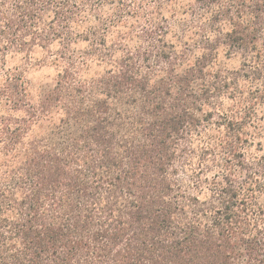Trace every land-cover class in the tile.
Instances as JSON below:
<instances>
[{
    "label": "clouds",
    "instance_id": "1",
    "mask_svg": "<svg viewBox=\"0 0 264 264\" xmlns=\"http://www.w3.org/2000/svg\"><path fill=\"white\" fill-rule=\"evenodd\" d=\"M77 7L80 11L63 24L56 22V5L43 8L40 11L43 21L37 19L39 27L34 31L47 32L51 42L45 48L37 39L31 50L22 52L13 48L0 64V183L13 212L35 186L30 179L32 163L52 153L61 156L62 149L65 155L71 151L72 138L86 130L87 122L80 119L85 111H95L97 102L106 101L114 109L104 114L108 119L115 112L123 116L122 102L113 99L102 82L122 74L125 62L134 64L137 70L134 79L144 82L141 96L146 98L143 93H151L155 110L162 111L182 99L179 93L184 90L186 73L196 70L198 60L209 51L208 45L215 46L216 58L203 67V72L220 71L222 80L229 84L237 80L243 96L237 93L231 99V93L236 91L233 86L218 100L213 97L211 104L189 97L191 110L201 120V135H192L191 148L197 152L199 147H211L217 142L211 137L224 136L226 126L217 128L216 122L225 115L237 122L244 119L249 90L260 88L264 95V82L257 80L252 84L242 78L243 73L255 69L264 72V30L256 42V51L241 49L229 56L230 49L224 43L241 28L253 31L260 27L254 0H223L213 5L211 11L203 9L195 15L187 0L160 8L146 0H125L124 5H105L95 11L87 5ZM118 12L122 14L118 16ZM216 13L222 18L212 24L211 18ZM22 16L27 18L22 0H0V31L9 38L15 32L17 37L31 42L33 36L19 30ZM48 25L56 31L52 32ZM162 51L167 52V59ZM245 64L251 67H244ZM17 77L19 85L13 90L11 85ZM207 79L212 81L213 76ZM45 83L51 85L47 96L40 88ZM136 91L133 89L130 94L141 105ZM146 105L143 103L139 112L128 113L124 121L126 131L129 123L133 129L163 123L145 120ZM255 112L252 123L258 125L262 135L258 136L257 129L250 125L244 129L252 134L248 139L253 144L264 141V119H261L264 106L257 105ZM209 113H214L211 121L205 119ZM118 131L116 127L109 129L110 133ZM171 139L169 134L160 143L164 145ZM136 140L144 144L141 137ZM88 147L95 148L91 142ZM184 147L181 141L179 147L172 149L174 156L167 167L154 168L153 159L146 166L152 171H146L139 182H134L131 192L124 190L113 201L111 215L99 216L103 222L100 231L107 229L108 236L113 230L109 225L119 223L125 228V235L118 242H110L107 236L95 240L96 228L85 221L83 230L69 232L57 247L42 253L41 264H264V168H255L251 178L236 169L233 178L239 193L222 205L213 179L222 169H205L198 179H190L204 166H197L198 156L186 162L189 158L182 154ZM153 152L156 153L155 148ZM245 154L249 162L264 156L255 147L246 149ZM160 160L163 165V154ZM130 203L140 209L148 208V214L138 224L125 211ZM48 208V202H43L39 211L44 213ZM161 213L164 217L158 220ZM6 215L10 221L17 219L11 212ZM4 231L6 238L11 237L4 241L7 249L4 255H27L25 264H29L31 256L24 252L15 230Z\"/></svg>",
    "mask_w": 264,
    "mask_h": 264
},
{
    "label": "trees",
    "instance_id": "2",
    "mask_svg": "<svg viewBox=\"0 0 264 264\" xmlns=\"http://www.w3.org/2000/svg\"><path fill=\"white\" fill-rule=\"evenodd\" d=\"M146 2L155 3L160 8L167 4L179 3L181 0H146ZM187 2L195 15L199 10L211 11L213 5L221 4L223 0H187ZM22 3L25 6L27 18L20 17L19 30H24L25 35H32L33 40L27 42L22 37H17L15 32L9 38L6 33L0 31V64L4 63L5 56L13 48L16 52H22L26 49L31 50L36 45L37 39L40 41V46L45 48L51 42V36L47 32L34 31L39 27L37 19L43 21V17L40 16L43 8L56 5V22L63 24L65 20L71 19L80 11L77 5H87L95 11L103 9L105 5L111 6L117 3L124 5L125 0H22ZM254 3L259 9L260 27L253 31L241 28L229 36L224 42L230 49L229 56L232 51L241 49L246 52L249 49L256 51V42L260 38L261 31L264 30V3H260L259 0H254ZM121 14L118 12V16ZM129 15L132 14L129 13ZM221 18V14L216 13L210 23L214 24ZM48 28L52 32L56 31L51 25H48ZM5 40L9 43L5 44ZM208 48V53L198 60L196 70L186 73L183 81L184 90L179 93L182 99L162 111L155 110L156 106L152 103L154 98L151 93H143L146 98L141 96V87L144 82L134 79L137 71L134 64L125 62L126 70L122 74L111 79L106 78L102 82L103 88L113 99L122 102L123 116L121 112H115L114 117L108 119L104 114L114 109H111L106 101L97 102L95 111L91 109L85 111L80 119L87 122L86 130L72 138L69 145L71 151L65 155L62 149L61 156L52 153L37 158L32 163L33 171L30 179L35 182V186L30 196L21 201L14 212L13 206L8 203L4 186L0 183V261H3V264H25L28 260V256L23 254L4 255L7 251L4 248V241L11 238L5 237L6 229L9 232L15 230V236L24 246V252L31 256L29 264H41L42 253L57 247L69 232L74 233L78 228L83 230L85 221L96 228L93 234L95 240H103L107 236L110 242H118L125 235V228H122L119 223L109 225L113 230L108 236L107 229L100 231L103 229V222L99 220V216L111 215L113 201L119 199L122 191L131 192V185L139 182L146 171L149 173L152 171L151 167L146 166H149L153 159L156 160L154 168L167 167L174 156L172 149L179 147L181 141L185 144L182 154H186L189 158L186 162L190 163L193 157L198 156L197 166H204L199 173L194 172L190 179H198L205 169L207 171H212L213 167L222 169L213 178L217 185L216 190L220 193L222 205L229 203L230 199L235 198L239 193L237 181L233 178L236 169L251 178L255 168H264V156L249 162L245 154V150L252 147H255L257 152H264V141L257 140L253 144L248 139L252 134L244 131L245 127L250 125L253 129H257L258 136L262 135L258 125L252 123L257 105L264 106V95L261 94L260 88H256L255 91L249 90L242 121L229 120L225 115L221 121L216 122L217 128L226 126L222 138L211 137L210 139L217 142L211 147H199L198 152L197 149L191 148L193 133L197 137L201 135V120L191 110L189 97L193 96L197 101L211 104L213 97L218 100L220 95L233 86H236V91L231 93L230 98L235 99L237 93L243 96V90L238 87L237 80L234 79L229 84L222 80L220 71L215 74L203 72V67L212 64L216 58L215 46L208 45ZM161 54L164 59H167V52L162 51ZM244 67L251 66L245 64ZM236 75L240 76L239 73ZM208 76H213L212 81H208ZM242 78L250 80L252 84H255L257 80L264 82V72L255 69L251 73H243ZM17 85H19V77L11 85L13 90ZM40 88L43 95L47 96L51 85L44 84ZM133 89L137 90V99H141L142 104L147 103L144 108L145 120L149 122L161 120L162 124L133 129L129 123L127 131L125 130L124 121L128 118V113L133 110L139 112L142 108V104L138 105L130 94ZM212 115L214 113H209L205 119L211 121ZM113 127L119 131L110 133L109 129ZM120 132L124 134L120 135ZM129 132L132 135H129ZM152 132L156 135L152 136ZM169 134L172 139L161 145L160 141L166 140ZM136 137H141L144 144H138ZM89 142L95 146L94 150L88 147ZM153 148L156 149V153L153 152ZM161 154L165 161L163 165L160 160ZM220 185H226V187H220ZM43 202H48L49 208L41 213L39 209L43 207ZM125 211L131 221L137 224L148 214L147 207L140 209L132 206L131 203L125 206ZM6 212H11L17 219L10 221ZM163 217L164 213H161L157 219L162 220ZM9 224L12 225L11 228ZM131 226V224L127 225L129 229Z\"/></svg>",
    "mask_w": 264,
    "mask_h": 264
},
{
    "label": "rangeland",
    "instance_id": "3",
    "mask_svg": "<svg viewBox=\"0 0 264 264\" xmlns=\"http://www.w3.org/2000/svg\"><path fill=\"white\" fill-rule=\"evenodd\" d=\"M45 84H46V83H45ZM41 85H44V84H41ZM41 85H40V86H41Z\"/></svg>",
    "mask_w": 264,
    "mask_h": 264
}]
</instances>
